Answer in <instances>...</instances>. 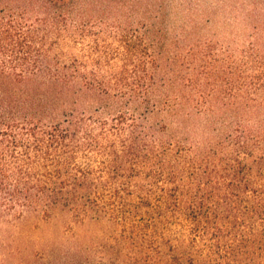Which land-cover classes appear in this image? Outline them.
Listing matches in <instances>:
<instances>
[{"label":"trees","instance_id":"16d2710c","mask_svg":"<svg viewBox=\"0 0 264 264\" xmlns=\"http://www.w3.org/2000/svg\"><path fill=\"white\" fill-rule=\"evenodd\" d=\"M135 11L0 0V228L109 217L191 264H264V44L238 65Z\"/></svg>","mask_w":264,"mask_h":264},{"label":"rangeland","instance_id":"374dc122","mask_svg":"<svg viewBox=\"0 0 264 264\" xmlns=\"http://www.w3.org/2000/svg\"><path fill=\"white\" fill-rule=\"evenodd\" d=\"M123 1L136 9L126 22L141 29L139 22L156 25L164 44L186 35L202 50L212 48L216 56L231 57L238 65L255 42L264 44V0ZM125 13L117 19L125 22ZM133 220L145 222L138 216L128 222ZM154 234L151 225L139 229L109 217L75 221L26 215L0 228V264H191Z\"/></svg>","mask_w":264,"mask_h":264}]
</instances>
